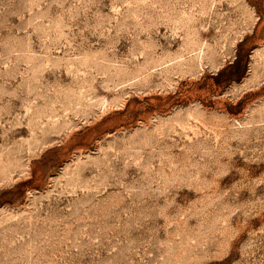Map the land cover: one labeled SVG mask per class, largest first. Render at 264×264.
Instances as JSON below:
<instances>
[{
  "label": "rangeland",
  "instance_id": "obj_1",
  "mask_svg": "<svg viewBox=\"0 0 264 264\" xmlns=\"http://www.w3.org/2000/svg\"><path fill=\"white\" fill-rule=\"evenodd\" d=\"M0 264H264V0H0Z\"/></svg>",
  "mask_w": 264,
  "mask_h": 264
}]
</instances>
